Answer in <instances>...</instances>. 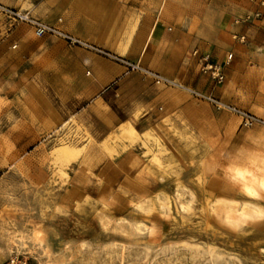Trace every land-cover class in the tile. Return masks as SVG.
Wrapping results in <instances>:
<instances>
[{"label": "rangeland", "instance_id": "1", "mask_svg": "<svg viewBox=\"0 0 264 264\" xmlns=\"http://www.w3.org/2000/svg\"><path fill=\"white\" fill-rule=\"evenodd\" d=\"M10 3L0 0V264H264V196L243 197L224 179L230 166L264 169V62L230 69L231 60L221 84L200 70L191 85L173 80L185 91L158 85L185 95V106L97 139L75 117H55L59 96L38 92L31 63L6 44L17 26L34 38L9 12L41 23ZM250 13H232L244 36L264 17L242 22ZM73 39L71 47L112 56ZM222 202L247 224L225 218ZM37 228L53 259L31 244Z\"/></svg>", "mask_w": 264, "mask_h": 264}, {"label": "crops", "instance_id": "2", "mask_svg": "<svg viewBox=\"0 0 264 264\" xmlns=\"http://www.w3.org/2000/svg\"><path fill=\"white\" fill-rule=\"evenodd\" d=\"M10 4L25 6L44 25L141 68L129 71L91 50L67 47L56 37L33 38L23 25L8 36L6 44L18 47L31 63L38 92H54L63 102L55 117H75L97 139L123 124L147 125L185 106V95L175 97L143 71L185 86L201 76L203 56L222 66L223 72L231 60L230 69L242 61L264 62V17L249 27L247 36L232 22V13L254 11L246 0H11ZM222 13L228 17L226 30L221 26ZM233 35L246 37L245 44ZM229 54L232 58L226 62Z\"/></svg>", "mask_w": 264, "mask_h": 264}, {"label": "bare ground", "instance_id": "3", "mask_svg": "<svg viewBox=\"0 0 264 264\" xmlns=\"http://www.w3.org/2000/svg\"><path fill=\"white\" fill-rule=\"evenodd\" d=\"M256 165V162L252 161L250 166L247 167H228V169H226L224 172V179L228 189L235 190L237 194L246 198H260V196H264V169L259 168ZM214 203V201H211L209 203L211 210H214ZM233 204L234 203L232 202H229L227 204L222 202L221 206L223 207V216L242 226L243 224H247V218L245 217V215L239 211V208L233 209ZM247 204L252 207L255 214L260 215L262 213V210L259 207L254 206L252 202H249ZM256 218H258V216ZM30 241L34 247L43 250L48 258L53 259V252L51 251L49 237L44 229H35L30 236Z\"/></svg>", "mask_w": 264, "mask_h": 264}, {"label": "built area", "instance_id": "4", "mask_svg": "<svg viewBox=\"0 0 264 264\" xmlns=\"http://www.w3.org/2000/svg\"><path fill=\"white\" fill-rule=\"evenodd\" d=\"M248 2L255 7V10L253 12H251L250 14L245 16L244 21L242 22H253L256 20H260L262 18L263 15V11H264V0H248ZM9 18H11V20L15 23H22V24H26L32 27L33 32H34V36L36 38H42L44 36H53L56 37L58 39L63 40L66 44H68L69 46H77L79 45V42H77L75 39L71 38L70 36L63 34L61 31L44 25L42 23H39L37 21H35L28 13H13V12H9ZM235 24L239 23V20L234 21ZM233 39L237 40L240 43H244L245 42V37L239 36V35H233ZM96 53L98 55L104 56L106 58L109 59H113V60H118L117 58L110 56L109 54H106L104 52L101 51H96ZM193 56L196 57L197 56V52H193ZM232 58V55L229 54L226 57V62L230 61ZM200 61L202 63V68L201 71L203 74H209L210 78L217 84H221L224 80V74H223V67L220 65H213L209 63V57L208 56H203L200 58ZM131 67V66H130ZM131 69H136V70H140L139 67H137V65L132 66ZM143 71V70H142ZM143 73L145 75H148L154 82V84L156 85H161L164 87H175V88H179L183 91H185V87L181 86L180 84L176 83L173 80L161 77L159 75L156 74H152L146 71H143ZM193 93V95L196 98H201V99H205L204 96L191 92ZM209 102H212L211 98L208 97L206 98ZM26 264V263H23Z\"/></svg>", "mask_w": 264, "mask_h": 264}]
</instances>
